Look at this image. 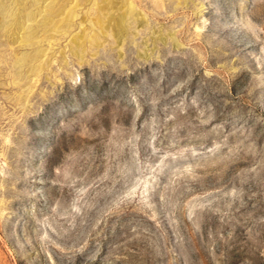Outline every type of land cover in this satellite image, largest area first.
I'll return each mask as SVG.
<instances>
[{"label":"rangeland","instance_id":"rangeland-1","mask_svg":"<svg viewBox=\"0 0 264 264\" xmlns=\"http://www.w3.org/2000/svg\"><path fill=\"white\" fill-rule=\"evenodd\" d=\"M44 1L0 13V264H264V0H130L122 44Z\"/></svg>","mask_w":264,"mask_h":264},{"label":"bare ground","instance_id":"bare-ground-1","mask_svg":"<svg viewBox=\"0 0 264 264\" xmlns=\"http://www.w3.org/2000/svg\"><path fill=\"white\" fill-rule=\"evenodd\" d=\"M43 2L45 1L32 0V3H34L32 7L33 11L26 18H35ZM2 3L0 4V13L4 8L7 11L6 14L9 16L10 22L15 26L18 25V20L21 16L20 9L22 8L20 3H22V0H7L6 3ZM98 12L101 15L98 17V24L100 25L101 31H110L118 44L124 42L132 26L138 27L145 24L143 16L135 9L130 0H100L98 3ZM160 32L161 30H155L153 28L149 35V40L144 41L142 50L145 53V57L147 56L146 51L149 45L154 46L156 41L164 40L165 37Z\"/></svg>","mask_w":264,"mask_h":264},{"label":"water","instance_id":"water-1","mask_svg":"<svg viewBox=\"0 0 264 264\" xmlns=\"http://www.w3.org/2000/svg\"><path fill=\"white\" fill-rule=\"evenodd\" d=\"M6 1L7 0H0V4L3 2V3H6ZM2 3V4H3ZM196 6H198L197 5V3L196 2H193V1H189L188 2V4H187V7H188V9L189 10H191L193 13H194V17H197L198 15H199V11H197V7ZM25 7H27V6H24V8ZM150 24H149V26L151 27H154L155 28V30L156 29H158V27H161L162 29H165L167 26L166 25H164V24H154V23H152V22H149ZM5 26H2L1 24H0V48H4L5 47V45L6 44H10V43H8L6 40H8L7 39V36H6V32H5V28H4ZM169 27V26H168ZM152 30V29H151ZM174 32H175V30H173ZM168 32V31H167ZM161 34H162V32H160ZM162 35H164V34H162ZM168 34L166 33V35H165V37L167 36ZM147 35H146V31H141L139 34H134V37H133V39H129V41L127 40L126 41V44H125V46L123 47V50L124 49H126V45H128V44H132V41H133V43L135 44V45H131L134 49H135V53L138 55V48L136 49L135 47H138V44H141L142 42H143V39H144V37H146ZM167 38V37H166ZM166 45H168L170 48H172L173 50H177L178 48H179V46L177 45V46H175L173 43H172V41H169V39H165V41L163 42H161V41H156V43H155V46H148V54H149V57L147 58V59H149V58H152V57H156L158 54H159V52L162 50V47H164V46H166ZM7 46V45H6ZM104 49V48H103ZM160 49V50H159ZM106 51H109V52H111L112 54H114V56H115V58L117 59V60H121L122 58H119L118 57V55L113 51V50H110V49H108V48H106L105 49ZM99 57V51H98V53H96V54H90L87 58H89V60H92V61H94V60H96V58H98ZM140 58H142V57H140ZM143 60H147V59H144V58H142ZM27 111H29V103H27V105H26V107H25V109H24V112H27Z\"/></svg>","mask_w":264,"mask_h":264}]
</instances>
